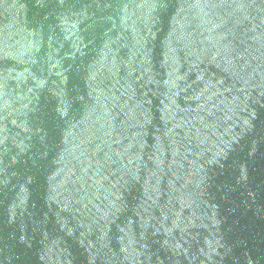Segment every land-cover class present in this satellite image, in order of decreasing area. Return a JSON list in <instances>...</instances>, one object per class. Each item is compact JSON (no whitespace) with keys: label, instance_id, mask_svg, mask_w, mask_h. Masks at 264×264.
<instances>
[{"label":"water","instance_id":"obj_1","mask_svg":"<svg viewBox=\"0 0 264 264\" xmlns=\"http://www.w3.org/2000/svg\"><path fill=\"white\" fill-rule=\"evenodd\" d=\"M0 264H264V0H0Z\"/></svg>","mask_w":264,"mask_h":264}]
</instances>
